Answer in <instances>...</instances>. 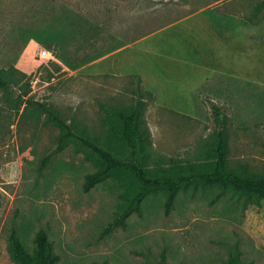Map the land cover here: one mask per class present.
<instances>
[{
  "label": "rangeland",
  "instance_id": "374dc122",
  "mask_svg": "<svg viewBox=\"0 0 264 264\" xmlns=\"http://www.w3.org/2000/svg\"><path fill=\"white\" fill-rule=\"evenodd\" d=\"M11 68L21 75L0 89V264H15L12 228L29 254L44 230L55 264H226L235 247L240 264H264V198L217 185L179 190L168 213L150 193L107 231L119 181L84 192L97 162L59 146L35 105L100 143L116 110L138 106L152 170L204 159L214 105L228 166L264 177V0H0V72Z\"/></svg>",
  "mask_w": 264,
  "mask_h": 264
},
{
  "label": "trees",
  "instance_id": "16d2710c",
  "mask_svg": "<svg viewBox=\"0 0 264 264\" xmlns=\"http://www.w3.org/2000/svg\"><path fill=\"white\" fill-rule=\"evenodd\" d=\"M261 8L262 5H259L256 11ZM17 73L21 75V72L12 68L0 72V89L7 88L10 79ZM35 105L38 112L45 116V120L59 129V146L68 141L75 142L88 150L97 162L96 171L87 174L84 178L82 185L84 192L90 191L107 178H116L119 181L120 202L107 231L125 225L130 214H139L144 199L150 193L157 191L162 192L165 197L166 213L172 209L179 190L189 186L217 185L257 199L264 198V177L249 174L242 165L237 170L228 166V130L220 119L219 109L214 105H212L213 113L220 128L214 137V144L205 152L204 159L197 163L170 160L167 167H158L154 170L146 166L147 139L140 124L138 106L127 111L116 110L107 126V140L100 143L95 137L89 136L76 122H68L61 117L51 106L38 102ZM9 253L15 264H55L59 259L53 254L51 243L44 230L36 233L34 250L29 254L20 242L15 229L12 228L9 234ZM158 264H167L164 256ZM226 264H240L239 251L236 247L230 251Z\"/></svg>",
  "mask_w": 264,
  "mask_h": 264
},
{
  "label": "built area",
  "instance_id": "2783aa9c",
  "mask_svg": "<svg viewBox=\"0 0 264 264\" xmlns=\"http://www.w3.org/2000/svg\"><path fill=\"white\" fill-rule=\"evenodd\" d=\"M49 54H50V53H49L48 51H46V50H41V51L39 52V56H40L41 58H45V57H47Z\"/></svg>",
  "mask_w": 264,
  "mask_h": 264
},
{
  "label": "crops",
  "instance_id": "0c3cea01",
  "mask_svg": "<svg viewBox=\"0 0 264 264\" xmlns=\"http://www.w3.org/2000/svg\"><path fill=\"white\" fill-rule=\"evenodd\" d=\"M191 90H194V89H191Z\"/></svg>",
  "mask_w": 264,
  "mask_h": 264
}]
</instances>
